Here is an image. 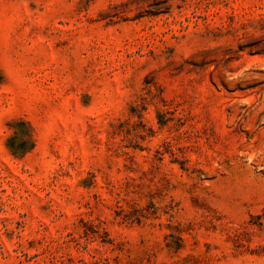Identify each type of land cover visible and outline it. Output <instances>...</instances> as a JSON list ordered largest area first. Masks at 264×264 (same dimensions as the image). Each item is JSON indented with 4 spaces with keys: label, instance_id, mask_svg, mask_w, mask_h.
I'll use <instances>...</instances> for the list:
<instances>
[{
    "label": "rangeland",
    "instance_id": "obj_1",
    "mask_svg": "<svg viewBox=\"0 0 264 264\" xmlns=\"http://www.w3.org/2000/svg\"><path fill=\"white\" fill-rule=\"evenodd\" d=\"M0 264H264V0H0Z\"/></svg>",
    "mask_w": 264,
    "mask_h": 264
},
{
    "label": "trees",
    "instance_id": "obj_2",
    "mask_svg": "<svg viewBox=\"0 0 264 264\" xmlns=\"http://www.w3.org/2000/svg\"><path fill=\"white\" fill-rule=\"evenodd\" d=\"M24 144H25V141H22V143L20 144L21 148L24 146ZM8 148L10 150H12V152H13V150H15V148H13L12 145H10L9 143H8ZM21 150H23V151H21V154H24L25 150L24 149H21Z\"/></svg>",
    "mask_w": 264,
    "mask_h": 264
}]
</instances>
